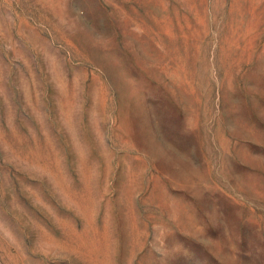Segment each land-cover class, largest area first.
<instances>
[{"label": "rangeland", "instance_id": "obj_1", "mask_svg": "<svg viewBox=\"0 0 264 264\" xmlns=\"http://www.w3.org/2000/svg\"><path fill=\"white\" fill-rule=\"evenodd\" d=\"M0 264H264V0H0Z\"/></svg>", "mask_w": 264, "mask_h": 264}]
</instances>
